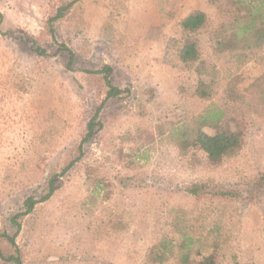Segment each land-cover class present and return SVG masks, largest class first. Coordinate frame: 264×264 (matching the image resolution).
I'll use <instances>...</instances> for the list:
<instances>
[{
	"label": "rangeland",
	"instance_id": "obj_1",
	"mask_svg": "<svg viewBox=\"0 0 264 264\" xmlns=\"http://www.w3.org/2000/svg\"><path fill=\"white\" fill-rule=\"evenodd\" d=\"M68 1L0 0V234L14 236L21 264H158L149 250L176 244L183 220L203 243L218 236V264H264V194L243 203L185 192L193 183L242 189L264 171V49L241 66L215 53L219 18L209 0H76L50 23ZM193 10L208 18L191 37L215 79L210 101L194 94L198 63L177 58L179 21ZM63 46L75 54L73 70ZM104 65L122 91L115 98L91 73ZM211 102L244 132L241 151L217 166L197 149L181 155L170 137ZM98 108L102 128L79 161L13 226L24 201H38L49 176L77 157ZM160 264L186 263L175 249Z\"/></svg>",
	"mask_w": 264,
	"mask_h": 264
},
{
	"label": "trees",
	"instance_id": "obj_2",
	"mask_svg": "<svg viewBox=\"0 0 264 264\" xmlns=\"http://www.w3.org/2000/svg\"><path fill=\"white\" fill-rule=\"evenodd\" d=\"M75 1L70 0L59 6L49 22L55 23L63 19ZM209 2L215 6L216 15L219 18L217 28L209 37L212 50L215 53L228 54L238 66H241L252 58L254 51L264 49L263 2L260 0H209ZM2 20L3 16L0 13V25ZM207 25L208 18L204 12L193 10L186 14L179 21L185 40L177 48V58L183 66L190 67L198 63L195 68L198 79L194 94L204 101L212 99L215 79L212 76V71L210 75L206 69L204 70L198 42L191 36L205 29ZM16 38L24 43H30V48L39 56L46 55L45 49L35 47L34 41L21 37ZM62 48L69 55V61L65 67L67 70H73V64L76 62L75 54L65 46ZM91 73L103 76L107 89L106 98H115L122 93L112 84V68L109 65H104L100 70L91 71ZM204 75H207L208 80L203 79ZM97 110L86 124L78 144L77 157L70 160L61 173H52L49 176L46 193L38 201H34L32 198L24 201V211H20L10 219L13 226L18 227V220L29 214L37 203L48 200L56 189L54 184L58 178L79 161L82 155V146L91 141L102 128V122L98 119L99 108ZM225 116L224 111L211 102L202 114L189 119L181 127L172 128L170 137L175 142L179 153L188 155L191 149L200 150L206 156L208 163L213 166L219 165L225 158L237 155L244 146V132L242 128H239L241 125L243 126V122L236 118L228 119ZM206 128L213 129L214 133H208ZM185 192L197 198L211 197L216 200L252 203L264 194V171L259 172L246 182L242 189L193 183L186 187ZM181 226V229H177L181 236L176 240V244L161 240L149 250V260L153 263H163L175 254L176 249L181 262L186 264H218V251L221 247V240L218 236H211V241L203 243L200 241V236L189 232L192 228H189L187 221L183 220ZM3 242L6 243V246L3 245ZM8 248H11L12 251H7ZM202 250L206 253L202 254ZM0 262L2 264H21V253L14 242V236H9L6 233L0 234Z\"/></svg>",
	"mask_w": 264,
	"mask_h": 264
}]
</instances>
